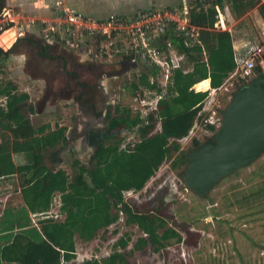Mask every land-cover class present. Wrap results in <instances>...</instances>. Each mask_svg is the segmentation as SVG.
<instances>
[{"label": "trees", "instance_id": "16d2710c", "mask_svg": "<svg viewBox=\"0 0 264 264\" xmlns=\"http://www.w3.org/2000/svg\"><path fill=\"white\" fill-rule=\"evenodd\" d=\"M0 6L1 12L2 0ZM226 6L235 18L257 6L264 21V2L260 0L197 1L188 9L186 17L190 25L200 28L198 41L187 44V39L173 25L166 34L184 62L173 67L168 58L169 75L163 87L155 79L159 68L145 63L142 65L147 69L131 82V91L144 101H156V108L144 117L137 115L129 119L127 109L116 106L117 116L109 119L111 126L90 133L87 142L94 150L95 162L84 166L75 161L76 172L72 176L62 168L50 170L42 165L48 150L50 159L56 162L58 147L66 142V128L32 127L17 110L28 96L12 94L15 86L0 83V98L6 97L5 104H0V180L16 177L22 201L21 206L4 210L0 217V264H131L129 256L146 246L159 252L170 240L182 242L181 235L166 227L164 219L130 205L123 195L140 192L162 163L173 155L172 168L183 169L187 152L180 150L178 142L191 131L210 91L221 88L252 53V41L234 52L231 35L213 30L217 9L223 11ZM162 50L166 51V45ZM5 54L0 49V61L5 59ZM120 54L122 59L133 58L125 55L124 50ZM260 73L262 68L256 66L250 75ZM248 78L240 79L241 84ZM204 80H209L210 90L208 85L201 84ZM193 86L204 92H195ZM120 126L127 130L137 127L136 140L124 147L123 140L114 136ZM205 127L211 132L215 130L213 124L205 123ZM199 145L193 139L191 149ZM12 155L24 158L25 162L16 163ZM55 206L57 213L52 214ZM119 214L126 217L127 225L136 226L141 233L129 251L123 252L130 240L120 238L113 245L112 253L101 261L86 259L74 263L77 242L90 243L101 232L108 233ZM30 215L36 217L37 227ZM57 216L62 219L55 220Z\"/></svg>", "mask_w": 264, "mask_h": 264}, {"label": "rangeland", "instance_id": "374dc122", "mask_svg": "<svg viewBox=\"0 0 264 264\" xmlns=\"http://www.w3.org/2000/svg\"><path fill=\"white\" fill-rule=\"evenodd\" d=\"M136 1L138 2V0ZM139 1L138 5H134L132 2L125 5L133 8L129 16L136 15L140 10L161 9L168 4L167 0ZM0 15L5 16L7 22L11 21L9 23L12 26L23 31L22 39L44 40L45 42L49 40L48 37H45L40 23L41 19L50 20L53 14L41 18L35 13L26 14L5 6ZM3 23V25L6 24V22ZM231 24L234 26V37L240 43L247 44L250 40L253 42L254 48L264 47V21L257 7L239 21L233 20ZM8 30L10 29L4 31L6 33L0 39L2 51H5L13 43L14 30ZM33 41L30 45L36 46ZM113 42H121L130 50L128 42L119 38L84 39L83 44L78 48L55 43L52 46H60L59 49L65 50L72 56L69 58L70 60L76 58L82 61L76 60L78 65L93 63L107 67V65H115L118 61L123 60L120 55L115 53L117 50L112 47ZM59 49L55 55H61ZM83 51L84 53H81ZM170 55L173 64L180 65L182 63V59L175 57L173 53ZM54 59L57 61L56 57ZM6 61L5 59L0 61V83H12L18 94L27 91L32 96H38L37 91L41 89L42 83H30V79L23 76L16 62ZM11 63H14L13 66ZM144 63L149 64V62ZM256 66L261 67L262 73H264V48L256 60ZM138 68V70H131L119 78L103 81L105 92L110 98L108 106L110 111L107 114L109 127L111 126L109 119L117 116L114 110L116 106L120 109H127L129 119H134L137 115L144 117L146 113L148 114L155 108L156 101H144L139 98V94H134L130 89L135 76L147 69L142 64ZM167 70L166 67H159L156 78L153 75L149 76L152 79L155 78L157 83L163 87ZM78 71H81L80 74L83 76H89L84 70L78 69ZM244 76L242 68H236L221 88L209 93L191 131L178 142L181 151H190L193 139L201 144L212 137L217 126H215L214 132H211L206 129L205 123L219 124L221 111L224 110L231 96L239 89L237 87L243 85L240 79ZM255 76L254 74L249 75L246 82ZM63 107V104H59L58 107L47 108L43 111L42 116L33 117L32 121L34 125H40V123L49 124L51 127L54 123L64 125L66 143L58 147L60 148L58 157L60 168L72 176L76 172L73 167L75 161L84 166L95 161L90 148L85 147L79 140L69 139L73 120L71 115L75 113V110L73 104L66 106L70 109ZM156 127L158 128V125ZM136 129L137 127L127 130L120 126L119 133L114 136L123 140L121 146L124 147L136 140ZM174 158L175 155L172 159L163 162L140 192L124 193L123 197L130 205L164 219L166 227L175 229L181 235L182 242L177 244L174 240H170L169 244L159 252H154L151 246H146L145 249L129 256V262L131 264H264V154L250 166L239 169L224 178L205 198H199L185 188L182 180V171L185 166L183 169L172 168ZM21 159L22 157L16 156V163H20ZM15 179L0 180V217L4 210L22 204L19 182ZM52 211V214H56L57 207H53ZM32 219V224L35 226L37 219L36 217H32ZM55 220L59 221L60 217L57 216ZM189 233L193 236H188ZM139 236L141 233L137 227L127 225L126 217L119 214L118 221L108 228V233L101 232L90 243L77 242L76 258L73 262L81 263L86 259L101 261L112 253L113 245L120 238L130 240L128 247L123 251L127 252Z\"/></svg>", "mask_w": 264, "mask_h": 264}, {"label": "built area", "instance_id": "2783aa9c", "mask_svg": "<svg viewBox=\"0 0 264 264\" xmlns=\"http://www.w3.org/2000/svg\"><path fill=\"white\" fill-rule=\"evenodd\" d=\"M5 18V16L0 15V36L7 29L14 30L11 47L17 40L24 37L23 31L16 26H12L9 23L11 21L7 22ZM41 20L43 33L49 39L47 42L42 41L47 43V46L55 43L78 48L79 45L83 44L84 39H101V37H104L101 40H106L119 38L128 42L130 50L121 42H113L112 47L117 50L116 54L121 56L120 52L124 50L125 55L133 56L132 59L128 60L135 61L137 64L149 62L150 65L158 68L166 67L168 70L165 80L169 75L170 64L167 60L168 55L165 54L162 47L166 44L168 46L166 39L168 28L171 25L175 26V29L187 39V44L198 41L199 29L190 25L186 17L172 11L145 10L139 11L134 16L110 14L102 19H94L88 18L74 9L59 8L53 13L50 20ZM3 22H6V24L3 25ZM263 48H254L250 56L238 67V69L242 68L245 76H249L256 67V60L263 52ZM177 57L182 59V56ZM172 65L173 67L179 66ZM218 125L215 126L218 127Z\"/></svg>", "mask_w": 264, "mask_h": 264}, {"label": "water", "instance_id": "95a60500", "mask_svg": "<svg viewBox=\"0 0 264 264\" xmlns=\"http://www.w3.org/2000/svg\"><path fill=\"white\" fill-rule=\"evenodd\" d=\"M122 64L126 68L113 77L137 67L135 61L128 59L123 60ZM262 154L264 73L250 79L231 96L212 137L186 153L183 184L197 197L205 198L224 178L250 166Z\"/></svg>", "mask_w": 264, "mask_h": 264}, {"label": "crops", "instance_id": "0c3cea01", "mask_svg": "<svg viewBox=\"0 0 264 264\" xmlns=\"http://www.w3.org/2000/svg\"><path fill=\"white\" fill-rule=\"evenodd\" d=\"M167 1H168V4L165 5L164 7H161V9H148V10L174 11V12L179 13L180 16L186 17L187 11L191 6H193L197 1H204V0H167ZM130 2H132L134 5H138L140 1L138 0V2H137L136 0H2V10L5 8V6H7V7L11 8L15 11H19L22 13H26V14L35 13L37 16L39 15V17L43 18L45 16H50L58 8H69V9H74V10L82 13L84 16H86L88 18L102 19V18L107 17L110 14H119V15L129 16V14H131L130 12L132 11L133 8L127 7L125 5L131 4ZM262 2H264V0H261L260 3H262ZM257 6H255V7H257ZM255 7L250 9L248 12H246L240 18H235L228 6H226L223 11H220L219 9H217V12H218L217 22L215 23L213 30L214 31H227L231 35V37L233 39L232 46H233L234 52H237L239 49L243 48L245 46V42L240 43L238 40L235 39L234 33H233L234 26L231 24V22L233 20L239 21V19H241L244 16H246L247 14H249L250 11L255 10ZM0 8H1V6H0ZM140 11H145V10H140ZM187 20H188V18H187ZM188 22H189V20H188ZM219 26H220L221 30L219 29ZM198 29L200 30V28H198ZM25 42L31 44L32 41H31V39L30 40L27 39L24 41L23 44L20 42L21 44L15 45L12 48L5 49V51H3L6 53L5 54V60H7L6 62H9L10 60L16 62V65L17 64L19 65L18 68H20V70L22 71L23 76L30 79V83H36V84L42 83L43 84L44 83V75L50 74V72L47 69L43 68V65H45V62H47L46 60H44V58L55 60L54 57H56V59H58L59 57L63 56V51H65V50L59 49L60 46L57 45L54 47L53 51L50 52V51H48L49 48L46 47V48H44L45 51L43 53L44 58H42L41 55H39V56L36 55V53H35L36 49L32 50V51H34V53L30 52L29 48H27L28 46L25 44ZM167 43H168V46L166 44V51H164V52H165V54L168 55L169 61L173 64V61L171 59L170 54L173 53L175 57H177L178 55L176 54V51L174 50L173 45L169 39H167ZM33 47H36V46H33ZM57 48L61 52V55H59V56L55 55L58 52ZM78 53H80V52H78ZM81 53H84V51ZM77 60H79V59H77ZM79 62H82V61L79 60ZM183 62L184 61H183V57H182V63ZM28 63H30V65H28ZM13 64L14 63H11L12 66H13ZM31 64H32V68H36V70H37L36 74L29 72V66H31ZM91 64H93V63H91ZM21 80L24 81L25 79H21ZM201 84L202 85H208V90H210L209 80H204L201 82ZM13 86H15V85H13ZM192 89L194 91L196 90L194 88V86L192 87ZM208 90H206V91H208ZM37 92L39 94L38 96H32L27 91H25L24 93H21V94H26L28 96V99L26 101L22 102L20 105H18L17 110L21 113V115L23 116L24 119L28 120L29 124L32 127L38 128V127H41L43 125H48V127H51L49 124H46V123H42V124L40 123V125H34V123L32 121L33 117H37V116L40 117L43 115L42 114L43 111H45V109H43V108L37 109V105H38L39 99H40V93H39V91H37ZM195 92H198V91L196 90ZM200 92H204V91H200ZM14 93L18 94V93H16V91L12 92V94H14ZM5 101H6V97L0 98V102H1L0 104H2L1 106H3V103L5 104ZM7 116L9 117V115H7ZM55 125L56 124L54 123L52 127H55ZM57 126L63 127L64 125L57 124ZM49 152H50V150H48L44 153L42 165L46 166L50 170L55 169V167L60 168L59 157L57 158L56 162H53V160L50 159V157H49ZM15 157H16L15 155H12V158L14 161H15ZM24 162H25V160H24V158H22L21 162L19 164H23ZM14 178H16V177H14ZM15 180H18V179L16 178ZM19 191H20V187H19ZM19 194H20V192H19ZM18 207L11 208L10 210L16 209ZM32 217H34V216L30 215L31 221H33ZM59 217L61 220L62 217L61 216H59ZM35 226H36V223H35Z\"/></svg>", "mask_w": 264, "mask_h": 264}, {"label": "flooded vegetation", "instance_id": "af4514ba", "mask_svg": "<svg viewBox=\"0 0 264 264\" xmlns=\"http://www.w3.org/2000/svg\"><path fill=\"white\" fill-rule=\"evenodd\" d=\"M22 40L27 39L17 40L10 48L23 44L24 41ZM33 42H35L36 47L26 42L25 44L30 52L34 53L32 50L36 49V55H41L42 58H44V48H49L48 51L50 52L54 49L52 45L47 46L40 40ZM70 57H72L70 54L67 55L63 51V56L59 57L57 61L44 58L47 62H45L43 68L47 69L50 74H43L44 83L39 90L40 99L37 109L55 108L59 104H63V108L70 109L66 106L73 104L75 113L71 115L73 120L69 139L81 141L85 147L92 150L93 154V148L87 142L91 136V131L99 129L104 131L109 127L107 114L110 111L108 107L110 98L105 92L103 81L121 77L122 75L119 77H113V75L126 68L122 64L123 60L126 59L118 61L115 65L105 67L100 64L78 65L75 62L77 59L70 60ZM52 62L54 64H51ZM139 65L138 63L134 70H138ZM78 69L86 71L89 76L81 75V71H78ZM29 72L34 74L37 72L36 68H32V64L29 66Z\"/></svg>", "mask_w": 264, "mask_h": 264}, {"label": "bare ground", "instance_id": "6f19581e", "mask_svg": "<svg viewBox=\"0 0 264 264\" xmlns=\"http://www.w3.org/2000/svg\"><path fill=\"white\" fill-rule=\"evenodd\" d=\"M8 31H10V30H8ZM5 33H6V32H5ZM5 33H4V34H5ZM4 34H2V36H3ZM2 36H0V39H1ZM0 45H1V41H0ZM2 46H3V45H2Z\"/></svg>", "mask_w": 264, "mask_h": 264}]
</instances>
